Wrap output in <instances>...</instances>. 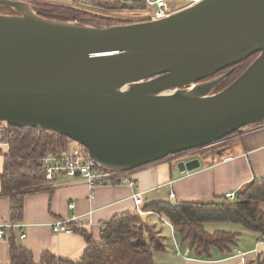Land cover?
Wrapping results in <instances>:
<instances>
[{"label": "water", "instance_id": "1", "mask_svg": "<svg viewBox=\"0 0 264 264\" xmlns=\"http://www.w3.org/2000/svg\"><path fill=\"white\" fill-rule=\"evenodd\" d=\"M0 4L18 11L0 13V122L67 137L104 171L179 159L264 123V0H197L101 27L48 18L22 0Z\"/></svg>", "mask_w": 264, "mask_h": 264}, {"label": "trees", "instance_id": "2", "mask_svg": "<svg viewBox=\"0 0 264 264\" xmlns=\"http://www.w3.org/2000/svg\"><path fill=\"white\" fill-rule=\"evenodd\" d=\"M79 1L109 12H124L135 8L139 10L142 9V5L148 8L138 0ZM34 3L37 7L52 12L43 14L48 18L64 21L76 20L78 23L95 27L146 20L124 21L116 17L95 16L91 12L61 4ZM131 3L137 6L134 7ZM12 10L0 4V13H8ZM256 55L231 67L230 74L216 86L214 92L223 89L238 77ZM228 69L230 68L226 70ZM224 71H220L217 75ZM11 128L15 132V137L10 143L8 153H3V170L0 175L1 195L9 198L10 221L19 222L22 218L24 196L38 191L46 183L40 158L49 153L65 150L69 140L58 133L38 132L35 128ZM216 199L217 197L209 202L160 201L145 205L141 212L134 209L115 215L103 225L97 240L85 230L78 229L87 246L81 257L74 261L43 253L40 261L35 262L30 250L16 245L13 236L10 235L8 264H154L152 251L164 249V237L159 228L156 231L157 238H155L151 233V226L141 217L143 213L154 214L162 222L166 219L172 227L177 242L185 244L186 248L199 258L209 259L211 248H216L226 255L232 254L235 238L238 236L236 232L225 230L206 231L204 224L208 222L237 223L245 229L257 232L260 237H264V176L253 178L243 185L233 200L223 198L218 201ZM255 264H264V255H259Z\"/></svg>", "mask_w": 264, "mask_h": 264}, {"label": "crops", "instance_id": "3", "mask_svg": "<svg viewBox=\"0 0 264 264\" xmlns=\"http://www.w3.org/2000/svg\"><path fill=\"white\" fill-rule=\"evenodd\" d=\"M195 1H185L178 9ZM247 138L242 137L243 146H236L233 150L232 145L229 154L223 158H215L213 155L206 157L202 165L200 162V166L192 171L179 172L176 167L179 159L174 158H166L130 171L128 175L135 182L134 186L112 179L109 183L90 188L85 182L66 176L58 177L57 183L46 182L38 191L24 196L22 218L19 221L22 226L4 227V235L0 238V264L9 262L10 235L16 245L30 250L35 262L40 261L43 253L61 259L78 260L87 246L79 230H85L97 240L99 231L113 216L135 209L132 195L138 191L142 192L143 207L160 201L209 202L216 197H223L225 193L237 192L253 178L264 176V137L258 134L252 141ZM3 153L0 148V175L3 170ZM170 193L174 194L173 199L169 198ZM71 201L75 202L74 209L68 207ZM143 214L151 219L157 217L151 213ZM73 215L83 216L86 226L72 234L52 232L53 221ZM88 221L91 224L87 226ZM163 221L170 226L166 219ZM9 222L14 221L9 219V198L1 195L0 180V224ZM169 228L174 239L172 244L177 251L168 250L167 245L163 250H155L168 257L167 262L162 261L163 264H255L259 255H264V237L248 230L250 233H247V240L243 239L241 245L238 246L239 240H235L232 254L226 255L211 248L209 259L195 257L185 244L177 243L172 227ZM237 230L234 232L238 234L246 231L242 228ZM21 233L25 234L23 238H20ZM178 244L184 246V253L178 250ZM166 250L167 253H163ZM235 250L244 254L236 253Z\"/></svg>", "mask_w": 264, "mask_h": 264}, {"label": "built area", "instance_id": "4", "mask_svg": "<svg viewBox=\"0 0 264 264\" xmlns=\"http://www.w3.org/2000/svg\"><path fill=\"white\" fill-rule=\"evenodd\" d=\"M147 7L153 9V15L149 19H160L166 17L178 8L174 9L170 1L173 0H140ZM149 20L148 18H145ZM264 125V123H261ZM6 123L0 122V148L4 153H8L10 143L15 137V132ZM192 152V151H189ZM188 153V152H187ZM186 153V154H187ZM41 169L44 173V179L47 183H57V178L60 176H66L70 179L85 182L90 188L96 185H102L109 183L112 179L118 180L119 183L128 184L134 186L135 182L129 177V172H109L104 171L97 167L90 157L88 152L78 143L69 141L67 148L63 151L49 153L40 158ZM237 192H228L223 195L224 199L233 200L236 198ZM169 198L173 199L174 194L170 193ZM132 199L135 204V209L138 212L142 211L143 199L142 192L138 191L132 195ZM70 209H74L75 202L71 201L68 204ZM83 216L73 215L67 219H57L51 223V230L53 233H65L72 234L77 232L78 229L85 227ZM90 221L87 222V226L90 225ZM22 225L19 222H9L0 224V238L4 235V227L7 228H20ZM25 236L21 233L20 238ZM236 253H240L235 250Z\"/></svg>", "mask_w": 264, "mask_h": 264}, {"label": "rangeland", "instance_id": "5", "mask_svg": "<svg viewBox=\"0 0 264 264\" xmlns=\"http://www.w3.org/2000/svg\"><path fill=\"white\" fill-rule=\"evenodd\" d=\"M24 2H26L28 4V6L34 10V11H41L42 14H48V13H52L49 10H44L40 7H37L35 5L34 2H45V3H49V4H61V5H65V6H69V7H73L76 9H82L86 12H91L93 13L95 16H99V17H104V16H109V17H116L119 19H122L124 21L129 20V21H135V20H141V19H145V18H151L153 15V9L151 8H145L144 5H142V9L137 10V8L129 10V11H124V12H109V11H103L101 9L98 8H94L85 4H82L79 0H72V1H63V0H22ZM135 1V0H132ZM140 1V0H138ZM188 0H184V1H170V3H172L173 8L176 9L182 5H184ZM130 2V1H129ZM142 3V2H141ZM132 4V3H131ZM132 6H137L135 4H132ZM141 6V5H139ZM144 8V9H143ZM13 11V10H12ZM12 11H9L12 13ZM8 12V13H9ZM76 21V20H75ZM260 135L262 137H264V125L262 124H251V125H247L245 127H243L239 132H236L235 138L230 139L229 141H227V144L231 147L233 145V150L235 149V147L239 146H243L242 143V137H248L247 139L251 140L252 139H256L257 135ZM253 144V142H252ZM215 147H218V145L216 144ZM208 148V147H206ZM206 148H202L199 149L197 151H192V152H188L187 154L181 156L179 158V160H184V161H188L189 159H195V158H199L201 165L203 163V155L202 154L204 151H206ZM206 149V150H205ZM232 150V151H233ZM177 161V160H174ZM130 173V172H129ZM223 197H218L216 200L220 201L222 200ZM142 219L148 223L151 226V233L154 234L155 238H157V234L156 231L157 229H161V234L164 237V246L167 245V247L169 248L168 250H173V252H176V248H174L173 244H172V240L174 242L173 239V235L170 231V226L166 223V222H162L160 221L157 217H153V219L149 218V216H145V214H141ZM164 218V217H163ZM204 228L206 231L212 232L214 230H226V231H238L237 228H243L240 224L237 223H233V222H208L204 224ZM245 231V230H243ZM248 229H246V231L244 233H240L238 234V236L235 238L236 242H238L237 240H239L238 242V246L241 245V243H243V239H246L247 232ZM251 231V230H249ZM245 242V240H244ZM178 243V242H177ZM237 244V243H236ZM166 247V246H165ZM178 250L182 251L184 253V246H180L178 244ZM153 254L155 253V260H154V264H163L162 261L167 262L168 257L163 255L161 252L159 251H152ZM163 253H167L163 252Z\"/></svg>", "mask_w": 264, "mask_h": 264}, {"label": "flooded vegetation", "instance_id": "6", "mask_svg": "<svg viewBox=\"0 0 264 264\" xmlns=\"http://www.w3.org/2000/svg\"><path fill=\"white\" fill-rule=\"evenodd\" d=\"M187 3H188V2H187ZM12 13H13V14H18V11L13 10ZM235 135H236V133L233 134L232 136L228 137L227 139H225V140H223V141L217 143L218 147H215V145H216V144H215V145H212V146L206 148L207 150L205 149L206 151H204L202 154H207V152L213 151V150H215V149H217V148H219V147H223L225 144H227V141H229L230 139H232L233 137H235ZM192 151H193V150H192ZM194 151H197V150H194Z\"/></svg>", "mask_w": 264, "mask_h": 264}]
</instances>
